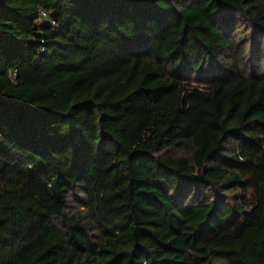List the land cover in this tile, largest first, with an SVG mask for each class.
<instances>
[{
    "label": "trees",
    "instance_id": "1",
    "mask_svg": "<svg viewBox=\"0 0 264 264\" xmlns=\"http://www.w3.org/2000/svg\"><path fill=\"white\" fill-rule=\"evenodd\" d=\"M216 260L264 264V0H1L0 264Z\"/></svg>",
    "mask_w": 264,
    "mask_h": 264
},
{
    "label": "rangeland",
    "instance_id": "2",
    "mask_svg": "<svg viewBox=\"0 0 264 264\" xmlns=\"http://www.w3.org/2000/svg\"><path fill=\"white\" fill-rule=\"evenodd\" d=\"M206 77H207V75H206ZM195 81V80H197V78H195V76L192 78V81ZM82 207V206H81ZM215 264H227L225 261H221V260H216L215 261Z\"/></svg>",
    "mask_w": 264,
    "mask_h": 264
},
{
    "label": "built area",
    "instance_id": "3",
    "mask_svg": "<svg viewBox=\"0 0 264 264\" xmlns=\"http://www.w3.org/2000/svg\"><path fill=\"white\" fill-rule=\"evenodd\" d=\"M42 14H43L44 16H46V13H45L44 11L42 12Z\"/></svg>",
    "mask_w": 264,
    "mask_h": 264
},
{
    "label": "water",
    "instance_id": "4",
    "mask_svg": "<svg viewBox=\"0 0 264 264\" xmlns=\"http://www.w3.org/2000/svg\"><path fill=\"white\" fill-rule=\"evenodd\" d=\"M1 1V0H0Z\"/></svg>",
    "mask_w": 264,
    "mask_h": 264
}]
</instances>
